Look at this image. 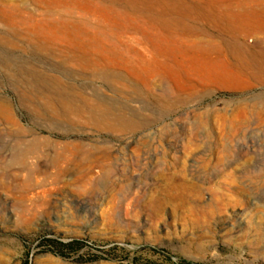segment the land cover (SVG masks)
<instances>
[{"label": "rangeland", "instance_id": "rangeland-1", "mask_svg": "<svg viewBox=\"0 0 264 264\" xmlns=\"http://www.w3.org/2000/svg\"><path fill=\"white\" fill-rule=\"evenodd\" d=\"M53 1L103 30L104 43L135 49L115 68L120 78L75 80L132 123L68 126L32 114L27 101L38 100L21 102L9 74L49 71L58 59L25 49L26 30L0 18V264H264V80L232 70L215 47L143 63L136 52L147 61L160 32L149 18L178 0ZM18 137L35 148L13 161Z\"/></svg>", "mask_w": 264, "mask_h": 264}, {"label": "bare ground", "instance_id": "bare-ground-1", "mask_svg": "<svg viewBox=\"0 0 264 264\" xmlns=\"http://www.w3.org/2000/svg\"><path fill=\"white\" fill-rule=\"evenodd\" d=\"M34 2L38 8L32 11L8 6L10 3L0 4V18L8 23L10 29L19 36L17 28L26 30V35L21 33L27 41L25 49L47 59H58L49 71L30 66L28 77L9 74L21 102L27 101L25 96L36 98L37 105L27 101L32 114L44 115L51 121L68 126L87 124L114 128L131 125L126 112L89 99L84 94L88 85H78L75 80L83 75L101 81L120 78L121 73L115 68L122 64L130 65L135 49L130 43H104L107 37L103 30L90 27L65 12H58V5L53 0ZM154 12L149 19L160 28L159 34L155 35L158 42L150 43L147 61L142 53L136 52L143 63H156L160 53L174 59L185 56L196 59L200 51L209 54L206 50L215 47L218 52L231 57L227 64L232 70L242 74L253 69V76L264 80V50L251 51L244 45L264 43V0H178L162 3ZM191 20L196 22V31L190 26ZM194 32L196 37L185 39ZM15 141L11 151L13 161L31 155L35 140L24 142L22 137H18ZM63 156L61 151L51 162L55 163Z\"/></svg>", "mask_w": 264, "mask_h": 264}]
</instances>
